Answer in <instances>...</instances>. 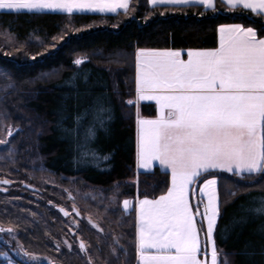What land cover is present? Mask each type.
<instances>
[{"label": "trees", "instance_id": "16d2710c", "mask_svg": "<svg viewBox=\"0 0 264 264\" xmlns=\"http://www.w3.org/2000/svg\"><path fill=\"white\" fill-rule=\"evenodd\" d=\"M129 9L71 15L0 11V32L15 42L0 34V112L18 126L10 142L20 157L6 158L0 147V181H9L0 184V223L16 234L13 240L6 233L7 247L49 257L35 264H138L136 206L125 210L123 201L162 195L171 179L159 165L137 169L136 103L128 101L136 95L139 49L214 48L219 27L230 23L264 36V15L221 0L215 10L154 6L148 0H131ZM78 58L80 65L74 63ZM139 110L154 117L157 105L143 101ZM93 125L94 139L86 136ZM33 153L41 169L29 161ZM40 170L86 189L111 190L119 183L122 204L98 228L74 208L73 227L60 211L67 210L70 197L60 201L61 188L46 184ZM213 175L219 187L214 237L220 264H264V211H256L264 210V174L212 170L198 184Z\"/></svg>", "mask_w": 264, "mask_h": 264}, {"label": "snow or ice", "instance_id": "6c2138e0", "mask_svg": "<svg viewBox=\"0 0 264 264\" xmlns=\"http://www.w3.org/2000/svg\"><path fill=\"white\" fill-rule=\"evenodd\" d=\"M150 2L154 6L216 8L214 0ZM222 2L264 15V0ZM119 9L127 14L129 0H0V10L17 13L50 10L71 15L84 11L116 13ZM219 38L218 48L189 49L186 60L174 49H139L136 54L137 101L154 100L158 105L155 118L140 117L137 109V164L148 168L158 162L171 171V187L164 195L138 201L142 264H220L214 239L219 217L217 178L204 179L202 185L198 181L217 169L238 176L264 174V38L240 24L221 25ZM82 62V58L74 61L77 65ZM80 120L77 116V122ZM95 135L93 125L86 136L94 139ZM193 185H197L200 196L195 212L189 199L190 194H197ZM130 204L125 199L124 209ZM60 211L69 214L63 208ZM196 216L207 222L203 246ZM12 231L0 227V232ZM80 247L84 248L83 242Z\"/></svg>", "mask_w": 264, "mask_h": 264}, {"label": "rangeland", "instance_id": "374dc122", "mask_svg": "<svg viewBox=\"0 0 264 264\" xmlns=\"http://www.w3.org/2000/svg\"><path fill=\"white\" fill-rule=\"evenodd\" d=\"M0 34L2 35V37L6 38V41L11 43V45L15 43L13 42L14 40L12 39L13 36L11 34L7 33L6 31H1ZM47 47L48 49H52L54 47V44L53 46L48 45ZM142 49H153V48H142ZM131 101L136 103L135 106L137 113V109L140 108V104L141 102H143L142 100L137 101V92L135 97L131 99ZM139 115L140 117L143 116L141 112H139ZM6 120H7L6 114H2L0 112V141H6V142L8 141L6 144L0 143V147L2 148L1 153L6 158L10 157L12 159H17V158L20 159V157L14 154L15 146L10 142L12 140V136L19 134L17 128L18 126L17 125L12 126L11 124H8ZM136 122H137V114H136ZM136 127L138 128V125H136ZM10 132L11 135H9ZM8 137H10V140H8ZM29 161H31L33 167L36 168V170L38 168L39 169L42 168L41 163H38L39 157L37 156V154L33 153V155L30 156ZM41 173L43 174V176H45L44 175L45 173L43 171H41ZM64 179L65 177L63 176H60V178L49 174L45 176L46 184H51L56 188H61L60 190L58 189L59 192H57L61 194V196H58L60 198V201L66 202L67 198L70 197L71 201L65 203L64 207L67 209L66 211L69 213L67 215V218L69 223L73 227H76L78 225V223H76L77 218H75V215L73 214L74 208L77 209L80 216H82L84 219H87L90 223H92V225H95L94 227L98 228L103 223L105 216L109 214L112 208L114 206H118L122 204V198L119 193V183L114 184L111 190H104V188H100V187L99 188L91 187V189H86V187H84L83 184L74 182V180H69V182H65ZM61 182H65L64 184L66 185H63ZM76 184H79V186H75ZM61 191H63V193ZM193 199H194V205H196L198 203V194L193 195ZM197 217L201 219L200 216ZM1 224L4 225L5 227H9L7 224L4 223ZM99 229L102 230L101 227ZM7 235L8 234L5 233L0 234V243L2 241L6 243L10 242V239L7 237ZM9 236L13 240L16 239V234L14 232L9 234ZM3 253H7V256L2 255ZM0 257H1L0 264L2 263L9 264V261H11V264H24L23 262L16 260L15 257H13L7 251H0ZM45 259H49V257L42 255L40 256L32 255V259L30 258L29 263L35 264L37 261H44Z\"/></svg>", "mask_w": 264, "mask_h": 264}, {"label": "crops", "instance_id": "0c3cea01", "mask_svg": "<svg viewBox=\"0 0 264 264\" xmlns=\"http://www.w3.org/2000/svg\"><path fill=\"white\" fill-rule=\"evenodd\" d=\"M150 2V0H148ZM222 1V0H221ZM130 2L131 0H129V5H130ZM216 2L217 0H214V3L216 5ZM150 4H152L150 2ZM153 5V4H152ZM242 7V6H241ZM122 9H119L118 11H121ZM2 11V10H1ZM3 11H13V10H3ZM22 11H27V10H22ZM117 11V12H118ZM124 11V10H122ZM44 12H59V11H50V10H46ZM116 12V13H117ZM74 13H96V14H114L112 12H106V13H100L98 11H84V12H74ZM231 24H239V23H230V24H223V25H231ZM242 25V24H240ZM243 27L245 28H248V26H244L242 25ZM253 28V27H251ZM254 29V28H253ZM256 30V29H255ZM257 32V31H256ZM260 37V36H258ZM260 38H264L263 37H260ZM219 43H220V38L218 39V45L214 48H218L219 47ZM214 48H188V49H174V50H180L182 52V58L183 59H187V50L189 49H214ZM142 101H148V100H142ZM153 102H155L154 100H152ZM156 103V102H155ZM157 105V104H156ZM158 115V105H157V114L154 116V117H146V116H142L143 118H155L156 116ZM154 165H159L158 162H154V163H150L148 168H143V167H139L137 168L138 170H149V169H152ZM160 166V165H159ZM137 167H138V164H137ZM161 167V166H160ZM162 168V167H161ZM164 169V168H163ZM170 171V170H169ZM217 171H225V172H228L226 170H223V169H217ZM171 172V171H170ZM212 177H208L206 179H210ZM217 178V177H216ZM203 184V181L200 183V185ZM170 187H171V179H170ZM169 187V188H170ZM193 188H196V185H193L192 186ZM168 191V190H167ZM166 191V192H167ZM217 191H218V198H219V187H218V178H217ZM165 192V193H166ZM164 193V194H165ZM162 194V195H164ZM197 194H198V203L200 202V196H199V193H198V187H197ZM161 195L157 196V197H154V198H151V197H147L148 199L150 200H154V199H157L159 198ZM145 197H142V198H137L136 201H135V206H136V248H137V261H138V264H142L141 260H140V255H139V252H138V229H137V224H138V201L139 200H142L144 199ZM189 199H190V203L193 205V211L195 212V205H194V199H193V195L190 194L189 196ZM204 202H206V198L204 199ZM200 209L201 211H203V203H200ZM196 219V223H197V227L198 229L200 230L199 231V236H200V239H201V242H202V246L204 245V243H206V231H207V222L206 220H204L203 222H201V219L198 218L197 216L195 217ZM218 221V220H217ZM203 223V225L201 226V224ZM216 228V227H215ZM214 235H215V229H214ZM215 239V237H214ZM216 242V241H215ZM217 247V246H216ZM218 250V249H217ZM201 258H203V254L201 255ZM208 259L210 260V245L208 246ZM218 259L220 260V254H219V251H218Z\"/></svg>", "mask_w": 264, "mask_h": 264}, {"label": "flooded vegetation", "instance_id": "af4514ba", "mask_svg": "<svg viewBox=\"0 0 264 264\" xmlns=\"http://www.w3.org/2000/svg\"><path fill=\"white\" fill-rule=\"evenodd\" d=\"M0 184H5V183H0ZM8 184V183H7ZM2 228L8 229L11 227H5L2 225ZM6 234L7 232H0V234ZM6 237V236H5ZM0 248L4 249L3 251L9 252L13 257H15L16 260L23 262L24 264H30V258L32 259V254L27 253L25 250L21 249L20 247L14 248L13 246L7 247V243L2 241L0 243Z\"/></svg>", "mask_w": 264, "mask_h": 264}, {"label": "water", "instance_id": "95a60500", "mask_svg": "<svg viewBox=\"0 0 264 264\" xmlns=\"http://www.w3.org/2000/svg\"><path fill=\"white\" fill-rule=\"evenodd\" d=\"M2 181H4V180H2ZM127 200H129L130 202H131V204H130V206H129V209H134V206H135V200L134 199H127ZM0 227H2L1 225H0Z\"/></svg>", "mask_w": 264, "mask_h": 264}]
</instances>
